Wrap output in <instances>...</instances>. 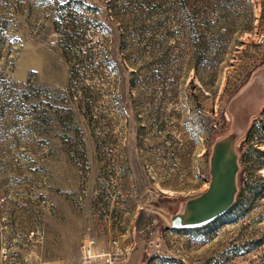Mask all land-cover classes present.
Returning a JSON list of instances; mask_svg holds the SVG:
<instances>
[{"label":"rangeland","instance_id":"rangeland-1","mask_svg":"<svg viewBox=\"0 0 264 264\" xmlns=\"http://www.w3.org/2000/svg\"><path fill=\"white\" fill-rule=\"evenodd\" d=\"M229 139L233 206L175 227ZM91 236L264 264V0H0V264H81Z\"/></svg>","mask_w":264,"mask_h":264},{"label":"water","instance_id":"water-1","mask_svg":"<svg viewBox=\"0 0 264 264\" xmlns=\"http://www.w3.org/2000/svg\"><path fill=\"white\" fill-rule=\"evenodd\" d=\"M237 157L233 153L231 139L219 142L211 159L212 180L206 193L192 200L186 219L180 216L174 220L175 227L200 226L224 214L234 203L237 192ZM184 220L187 224H184Z\"/></svg>","mask_w":264,"mask_h":264},{"label":"built area","instance_id":"built-area-1","mask_svg":"<svg viewBox=\"0 0 264 264\" xmlns=\"http://www.w3.org/2000/svg\"><path fill=\"white\" fill-rule=\"evenodd\" d=\"M150 235L154 233L151 232ZM155 247L159 248L160 245ZM131 250L132 247L123 246L118 238L111 239L105 245L96 237H87L81 246V264H125L131 255Z\"/></svg>","mask_w":264,"mask_h":264},{"label":"crops","instance_id":"crops-1","mask_svg":"<svg viewBox=\"0 0 264 264\" xmlns=\"http://www.w3.org/2000/svg\"><path fill=\"white\" fill-rule=\"evenodd\" d=\"M137 254L138 253L133 254V255L131 254L130 257H129V259H128V261L125 264H139L137 262V258H136Z\"/></svg>","mask_w":264,"mask_h":264},{"label":"trees","instance_id":"trees-1","mask_svg":"<svg viewBox=\"0 0 264 264\" xmlns=\"http://www.w3.org/2000/svg\"><path fill=\"white\" fill-rule=\"evenodd\" d=\"M232 206H233V205H232ZM232 206H231V207H232ZM231 207H230V208H231ZM230 208H229L227 211H229ZM227 211H226V212H227ZM226 212H225V213H226ZM225 213H224V214H225ZM224 214H222V215H224ZM222 215H221V216H222ZM221 216H219V217H221ZM219 217H217V218H219ZM217 218H216V219H217ZM216 219L212 220V221L209 222V223H206V224L200 225V226L208 225V224L212 223L213 221H215ZM197 227H199V226H197Z\"/></svg>","mask_w":264,"mask_h":264}]
</instances>
